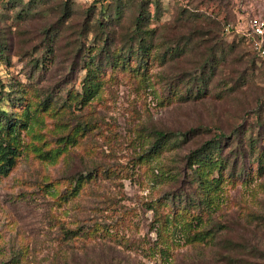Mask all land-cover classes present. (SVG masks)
Masks as SVG:
<instances>
[{"label":"rangeland","instance_id":"rangeland-1","mask_svg":"<svg viewBox=\"0 0 264 264\" xmlns=\"http://www.w3.org/2000/svg\"><path fill=\"white\" fill-rule=\"evenodd\" d=\"M147 11L144 28L154 30L147 64L136 69L134 56L125 67L102 60L98 93L79 104L74 94L95 43L89 30L100 17L89 0H0V105L10 112L22 96L19 112L36 108L16 165L0 176V264H161L148 251L161 239L151 205L187 189L182 169L189 152L239 125L264 132V64L245 37L252 18L264 20V0H164ZM137 12L138 4H126L96 43L105 38L110 49L127 52ZM189 32L186 52L172 57L165 40ZM215 40L239 59L221 63L216 52L208 94L177 100L172 90L184 93ZM156 130L184 135L150 156ZM86 175L91 179L70 195L75 179ZM224 190L225 203L206 222L213 241L177 239L170 264H264V173ZM94 224L111 237H74Z\"/></svg>","mask_w":264,"mask_h":264},{"label":"trees","instance_id":"trees-1","mask_svg":"<svg viewBox=\"0 0 264 264\" xmlns=\"http://www.w3.org/2000/svg\"><path fill=\"white\" fill-rule=\"evenodd\" d=\"M163 1L89 0L91 11H95L100 17L94 23L97 28L89 30L95 34V43L89 57L83 62L85 76L82 79L81 92L74 94L75 101L85 104L98 93L101 87L102 60L107 59L106 63L110 60L112 63L120 62L125 67L134 56L138 59V65L134 66L136 69L147 64L150 51L153 48L151 39L154 33V30L144 28L150 20L147 9L150 5H154L158 9ZM129 3L138 4V12L133 33L129 36L127 52L123 50L122 46L119 49H110L106 45L105 38L99 39V43L103 42L100 47L95 41L97 33L101 31L105 23L109 24L112 18L117 19L124 6ZM202 33L201 35H203ZM189 34L191 36L182 34L165 40L164 43H170L167 48H170L172 57H179L186 52L187 42L194 35L192 32ZM182 39L185 40L184 43ZM180 43L183 44L180 45ZM202 44L199 42L198 47ZM173 47L180 49L174 52ZM195 47L197 48V46ZM216 52L220 53L221 63L226 59L225 57H231V55L232 61L236 62L239 59V55L234 54L232 48L226 50L219 41L215 40L212 46L202 51L203 56L198 64L200 67H197L199 72L194 77L188 78L189 87L185 89L184 93L181 90L177 92L176 88L172 90V95L177 100H197L208 94L209 81L215 74ZM5 54L6 44L0 41V59H6ZM226 89L233 90L234 87H226L223 92ZM220 97L223 96L220 94ZM0 99H2L1 91ZM19 99H23L22 96ZM19 99L14 102V108L10 112L0 105V176L7 175L16 165L22 152L21 133L28 127L31 111L36 112V108L30 104L24 106L19 112L20 105H23ZM181 135L184 134L162 130L154 131L147 154L157 156L163 149L176 147L181 142L179 140ZM230 143L234 144L233 147L225 152L224 145H231ZM182 172V175L187 179V189L179 188L165 193L162 197L156 198L151 205V208L156 211L155 215L157 214L158 224L155 229L157 233L160 232L161 239L160 242H155V246L149 247L148 251L153 257L157 253L162 261L161 264H170L174 243L179 242L180 239H183L184 243L191 244L213 241L216 233L212 228H208L207 223L211 221L215 211L225 203L224 189L227 184L234 185L236 181L246 182L253 179L256 174L261 176L264 173V132L258 131L254 134L252 128L247 131V128L239 125L230 134L220 133L189 152L186 156V166ZM88 179H91L88 175L85 178L84 176L77 177L69 194L76 195ZM204 216H208L206 220ZM109 232L110 230H103L99 224H94L84 232L75 230L73 234L75 238L83 235L91 238H105L111 237L112 234ZM150 249L153 251L150 252ZM13 261V259L10 260L11 263Z\"/></svg>","mask_w":264,"mask_h":264},{"label":"built area","instance_id":"built-area-1","mask_svg":"<svg viewBox=\"0 0 264 264\" xmlns=\"http://www.w3.org/2000/svg\"><path fill=\"white\" fill-rule=\"evenodd\" d=\"M245 37L251 42L264 64V20L258 17L252 18L249 21V28Z\"/></svg>","mask_w":264,"mask_h":264}]
</instances>
